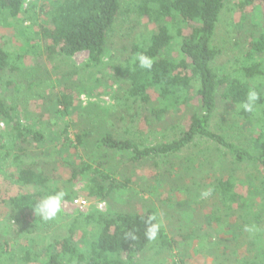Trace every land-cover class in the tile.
Listing matches in <instances>:
<instances>
[{"label":"trees","instance_id":"trees-1","mask_svg":"<svg viewBox=\"0 0 264 264\" xmlns=\"http://www.w3.org/2000/svg\"><path fill=\"white\" fill-rule=\"evenodd\" d=\"M24 1L0 0V21H14L12 31L19 34L15 40L31 43V31L32 40L37 41L30 44L29 52L0 45V80L4 78L3 87H11L17 94L16 102H22L24 87L39 94L55 86L47 69L38 65L39 38L48 58L86 52L81 71L88 77H94L93 69H104L103 57L111 44H115L113 56L122 58L107 68L110 76L118 72L113 91L117 106L112 115L92 105L73 106V89L87 92L90 82H79L73 71L64 68L58 97L64 109L58 111L79 117L52 132L54 144L47 149L41 147L48 129L21 124L0 97V120L6 125L0 133V171L13 169L9 174L14 183L0 203H6L5 230L15 231L12 240L0 236V264H148L146 251L153 249L156 255L165 249L169 253L179 235L184 244L194 232L192 211L201 205L198 200H188V204L168 210L169 204L188 199L184 197L188 188L182 184L174 190L167 179L189 168L156 159L179 153L196 138L225 147L236 164L250 161L264 171V0H235L237 41L233 48L238 52L220 64V50L213 40L221 11L231 0H50L40 6L41 20L30 26L21 23L26 17L35 18L34 2L23 10ZM122 12L129 16L128 25L113 41L114 25ZM138 53L154 58L151 70L139 67ZM24 56L35 58L37 64L20 71ZM110 76L106 83H112ZM251 89L260 98L254 111L247 112L242 103ZM15 107L10 109L16 113ZM174 115L180 116V123L171 128L175 134L168 142L146 143L145 135L130 134L132 124L141 132L159 134V128L165 132L169 129L166 119ZM215 115L222 120L229 117V125L235 119L244 120L237 131L239 141L228 140L231 133L226 124L211 128ZM109 117L113 123L107 122ZM118 122L124 124L123 130L116 127ZM247 131L248 137L244 135ZM37 147L39 151L33 152ZM103 149L120 152L123 168ZM41 152L44 157L31 159ZM151 163L158 170L150 176L155 177L154 184L132 182L134 169ZM213 176L208 195L218 199L221 212L209 209L207 218L217 220L222 233L217 239L202 235L200 242L209 245L208 251L217 248L223 254V260L213 264H264V185L259 188L235 179L231 172ZM75 184H81L77 191ZM190 185L195 188L201 183L191 176ZM59 191L66 193L63 201L80 196L89 202H104L106 208L90 206L68 214L61 207L51 220L35 214L34 206L40 200ZM143 192L160 202L166 225L156 202L140 195ZM148 215H154V222L161 225L154 240L145 236ZM129 232L136 238L127 236ZM169 232L174 233L171 238Z\"/></svg>","mask_w":264,"mask_h":264},{"label":"rangeland","instance_id":"rangeland-1","mask_svg":"<svg viewBox=\"0 0 264 264\" xmlns=\"http://www.w3.org/2000/svg\"><path fill=\"white\" fill-rule=\"evenodd\" d=\"M49 1L50 0H25L23 10L28 7L29 3L34 2L33 4L35 8L33 12H35V18H30L29 20L26 17L22 19V23L21 21H19V23H21V25L23 26H30L32 22L38 23L41 20V17L39 16L40 6L46 5V3H48ZM234 3L235 0H231L230 3L226 4V6L221 11L216 25L213 46L216 49L220 50V57L217 59V63H222L226 59H230L232 55H235L238 52L233 48V46H235L234 43L237 41V35L235 33L234 27L237 20V16L235 15L237 8L235 7ZM30 15L31 17H34L32 13ZM128 17L129 16L122 12L117 19L114 25L113 33L111 35L113 41L117 38H120L124 33L125 26L128 25ZM12 21L13 20L9 19H3L0 21V45L8 50L27 51L28 47H30V44L37 41L32 40L33 37L31 35V31H28V36L31 37V43L30 41H26L24 39H22L23 42H21V40L16 41L15 38L18 37L19 34L12 31ZM35 29L36 28H34V30ZM38 41V52L41 55V62L38 65H40L42 68L44 66V68L47 69V74L50 75L54 80L55 86L52 88V90L45 89L39 94H35L33 89L28 90L24 87L22 88L20 94V97L23 98L22 102H16L17 94H15L11 87L10 89L3 87L5 86V84L3 83V78L2 80H0V97L6 103V107L10 110L12 116L20 120L21 124L29 123L32 126L36 125V127H45L46 129H48L49 132L47 141H45L44 146L41 147L47 149L50 147V145L54 144L52 142V139H55V136L52 135V132H59L65 127L66 121L69 123V120L71 118L79 117L76 113L71 115V113L69 114V112L63 116L58 111L60 109H64L63 103L58 99L60 95L59 89L62 85V83H60L59 81H64L62 80V75L65 71L64 68L73 71L76 74L79 82H90V86L87 92H83V90H81L80 88L73 89V96L71 97V104L73 106L79 105L80 107H84L92 105L97 109L106 110L110 115H112L111 113L115 112V106H117L115 98L113 96V91L117 89L116 76L118 72L110 76V72L107 71V68L108 66L118 64L122 57L121 55L113 56V54L115 53V44H111L109 46V54L103 57L102 67H104V69L100 72H98L97 69H93L92 73L94 77H88L85 70L81 71V69L83 70L82 65L87 60L86 52L77 53L70 58H64L61 55H55L52 58H48L44 52L45 50L43 41L40 38ZM36 64L37 62L35 61V58H27L24 56V65L20 68V71L24 70L25 67L30 68L31 66H35ZM53 64H55V67H53ZM100 73L102 75H99ZM108 76H110L109 79L112 82L111 84L106 83V81H108ZM95 83L96 85L95 87H93ZM14 105L17 106L15 107L16 113L10 109V107ZM109 119L110 121H108L106 118L107 122L109 124L110 122L113 123V119H111L110 117ZM166 120L167 127H169V129L165 132L161 130V128H159V134L155 133L157 131L153 130L141 132L138 128H136V124H132V128L130 127V134L133 136H136V134H141L142 136L145 135L147 137L146 143H151L152 141L168 142V140L175 134V131H173L171 128L180 123V116L174 115L172 116V118L168 117ZM228 123H232V120L229 117L222 120L220 117L218 118L215 115L213 121L211 122V128L215 130L221 124H226V126H230L228 132L231 133L228 140L232 142L239 141L237 139V131H240L238 127L244 123V120L240 118L235 119L234 125H229ZM5 127V123L0 120V133L5 130ZM116 127L120 130H123L125 128L124 124L119 122L118 124H116ZM70 130L71 131L69 136L70 138H73V130ZM164 133H166L165 137L163 136ZM241 133L243 134V132ZM244 135L248 137V131L245 132ZM239 137L242 138V136ZM50 139L51 142H49ZM61 139H63V137H61ZM38 151V147L33 149V152ZM102 151L107 155H111V159L113 160V163L117 165V167L123 168L121 161H119V158H121L120 152L108 149H103ZM42 157H44V155L41 152L40 155H34L31 159L37 160ZM156 160L173 164L180 163L181 165L189 168V171L183 172L182 174H176L175 176L169 177L167 179V182L174 190L178 189L182 184L187 185L188 188L187 194L184 196L188 199L186 201L179 199L177 200V203L169 204L170 207L168 208V210L172 211L176 208V206H181V204H188V200H198L201 207L195 209L194 211H192L190 207L187 208L189 212L192 211V214H190L191 218L194 220V223L192 225L194 232L191 237L185 238L183 244L182 236L179 235L178 241H176L175 244L173 243L174 245L172 244V246H174V249L169 252L170 254L165 249L159 250L156 255L154 254L153 249V252L146 251L145 254L148 260V264H169L171 260L176 261L175 264H213L214 260H223V254H220V250L216 248L215 251H208L209 245L206 244L203 246V243H201L199 239V237L202 235H207L210 237L212 236L217 239L218 235H221L222 233L220 230L219 222L217 220L208 221L209 219L207 218V215L210 212L209 209H211L212 211H219V209H221L218 199H216L215 197L212 198L208 195L209 183L213 180V174L216 172L219 175H222L224 173L231 172L234 174L235 179H241L243 180V182L249 181L256 187L262 188L261 186L264 185V171H262L259 167H257L250 161H243L239 164L232 162L231 157L225 147L218 145L212 141H208L204 138H196L193 143H191L179 153L168 155L166 157H159ZM11 170L6 169V172L2 168V170L0 171V200H4L7 198L10 187L12 184H14L12 183L13 177L9 174ZM157 171V168H155L152 163L149 165H144L142 167L134 169L131 175V180L132 182L136 181L137 184H154L155 177L151 178L150 176L155 174ZM191 176L193 178L196 177V180L201 183L199 187L190 188L191 185L189 186V183ZM130 185H133V187L137 189L139 188V186L137 187L134 183H130ZM80 187L81 184H75L73 186L76 191ZM162 193H165V191L160 192V194ZM141 194L145 198L152 199L154 202H156L155 196L153 194L146 192L140 193V195ZM80 198L84 199L83 197ZM73 200L62 201V210L65 213L71 214L77 210L81 211L71 205V202ZM84 200L87 202V206L86 209L82 211L88 210L90 206L103 211L106 208V204L104 202H89L86 199ZM0 205V236L5 237L6 239L10 238V240H12L10 235L13 236L15 234L14 229V234L10 231L9 234L5 230L7 211H5L4 209L6 207V203H0ZM156 205H158V207L160 208L159 213L161 216V220L166 225L167 221L165 220V215L163 214L160 202H156ZM173 234L174 233L169 232L168 237L171 238ZM174 237V239H176L177 236ZM20 240L21 242H23V239ZM182 246H185L187 248H181ZM182 253L184 254L182 255ZM181 258L183 259L182 262L184 263L180 261Z\"/></svg>","mask_w":264,"mask_h":264},{"label":"clouds","instance_id":"clouds-1","mask_svg":"<svg viewBox=\"0 0 264 264\" xmlns=\"http://www.w3.org/2000/svg\"><path fill=\"white\" fill-rule=\"evenodd\" d=\"M135 59L139 62V67L142 69L151 70L154 63V58L149 57L143 53H138ZM259 93L251 89L248 91L246 100L242 103V108L244 111L252 112L254 111V107L259 100ZM66 193L63 191H59L54 195H49L40 200V202L34 206L35 214H38L44 220H51L57 216V214L61 211L62 201L65 197ZM156 217L154 215H148L144 220V223L147 225L145 236L148 240H154L159 232L160 224L158 222H154ZM251 231V229H247ZM131 239H135V234L133 232H129L126 234Z\"/></svg>","mask_w":264,"mask_h":264},{"label":"built area","instance_id":"built-area-1","mask_svg":"<svg viewBox=\"0 0 264 264\" xmlns=\"http://www.w3.org/2000/svg\"><path fill=\"white\" fill-rule=\"evenodd\" d=\"M71 205L82 211L86 209L87 202L84 199L77 197L71 202Z\"/></svg>","mask_w":264,"mask_h":264}]
</instances>
